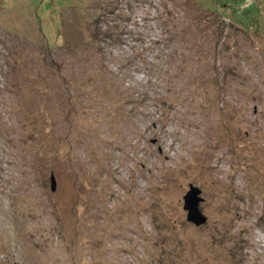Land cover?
I'll list each match as a JSON object with an SVG mask.
<instances>
[{"label": "rangeland", "instance_id": "rangeland-1", "mask_svg": "<svg viewBox=\"0 0 264 264\" xmlns=\"http://www.w3.org/2000/svg\"><path fill=\"white\" fill-rule=\"evenodd\" d=\"M245 1L0 0V264H264Z\"/></svg>", "mask_w": 264, "mask_h": 264}, {"label": "water", "instance_id": "water-1", "mask_svg": "<svg viewBox=\"0 0 264 264\" xmlns=\"http://www.w3.org/2000/svg\"><path fill=\"white\" fill-rule=\"evenodd\" d=\"M251 0H246L244 5L247 6ZM51 188H54V178L51 175ZM200 191L196 188L191 189V191L187 192V196L184 197V201L186 202L185 209L188 211L187 219L190 222H193L195 224H202L206 222V217L201 214V212L197 208V203L200 201V198L198 197V194Z\"/></svg>", "mask_w": 264, "mask_h": 264}]
</instances>
